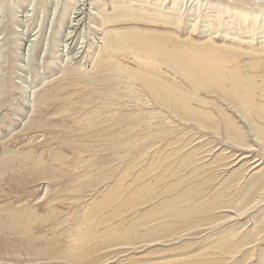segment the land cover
Here are the masks:
<instances>
[{
  "label": "bare ground",
  "instance_id": "bare-ground-1",
  "mask_svg": "<svg viewBox=\"0 0 264 264\" xmlns=\"http://www.w3.org/2000/svg\"><path fill=\"white\" fill-rule=\"evenodd\" d=\"M6 1L7 0H0V36H3L6 40L2 43L5 42L6 44L10 37L17 36V33L15 32V25L18 24V19H20V25L23 26L22 32L26 33V35L27 27L29 25L32 26V23L33 25L38 26L37 30L40 31V29H42V22L38 19V16L37 19H34L35 22H33L34 20L30 18L29 15L30 12L36 9L42 12L45 8L44 2L46 0H30L29 5L31 1L32 5L30 7V11H28L29 13L22 15L21 10L24 11L22 7L18 12H16V15L21 13L22 16H18L20 18L15 17V15L11 12L12 10L9 9L11 10L9 15H12V18L7 20V23L4 22L8 15V8H5ZM111 1L113 5L112 13L114 11V15L112 16L109 13H106V9H104V12L101 11V16L103 14L104 16H107L106 20L103 18L104 26L108 24L125 25L126 23H131V21L136 20L137 22L142 21V23H150L151 25H158L160 23L168 27L173 26L176 30H182V21L172 19L170 16L162 14L160 11L157 13L156 10L153 9L149 10L150 13H146L137 8V10L135 8L131 9L126 4L123 5L121 2L123 0ZM130 1L132 2L133 0ZM140 1L141 0H139V2ZM158 1L159 0H157V3ZM211 1L212 2L208 0V3L210 5L215 3L214 8L216 10V14L218 17H221H219L217 21L218 25L225 23L228 24V20L231 18L230 21L234 23L233 25L236 26L237 29H240V24L235 21V19H240L244 28L247 29L245 30L248 36L252 35L249 40L244 41V39H248V37L237 36L236 33L222 28V33L219 35L222 40L220 43H216L214 40L216 31H212V26L214 24L212 22L210 23V21L204 24V29L202 27L200 28L204 31L198 33L199 35H195L196 37L201 36V39L195 40L192 34L189 33L196 31L199 32L195 29L197 28V24L194 23L196 20L191 21V23L193 22L195 25L189 24L190 26H185L186 32L184 36L179 35V32L176 33L170 30L145 29L128 25L127 27H119L120 29L108 31L104 33V37L101 38L105 48L103 49L112 54L107 59L113 60L119 56H127L130 58L127 59V61H123L127 64L118 61L113 64L108 63L107 65L109 67L107 68L109 70L107 71L106 68L105 71L117 80L121 77L127 78L128 82L132 84L129 86H133L134 88L135 85L136 89L141 91V93L146 96V99L144 100L136 99L135 97L130 99L133 101L134 105H138L136 106L137 109L128 106V104L122 106L121 108L123 111H128L129 109V112H125L121 118H115L114 122L117 123V125H122V123L127 124L130 121V125L127 124V129L130 128L129 133L131 135V128L133 125L132 121H134V125L137 128L140 124L147 122L150 124V122L156 121L158 117L167 113L169 119H176V122L179 123L178 125H187L190 126V128H194V130H198L199 133L203 135H209L211 138H217L220 140L219 142L224 143L226 148L217 154L210 156H208L210 151L207 149L206 152L203 153L204 155L202 157L200 155L201 158L195 159L191 158L192 155H190V152H184V159L180 164L178 163L179 165L168 164L169 159L166 158L169 157H157V161L149 165L146 164L148 166H143L146 168L143 170L141 169V171L139 170V172L132 177L131 180L127 175V170L121 172L114 179V184L110 186L103 196L101 195L102 197L99 201H95L93 205L87 204V206H78L85 209V211L82 212L80 221V226L83 230L79 232V230L76 229L79 232L78 235L75 234L76 230H73L76 237L74 236V239L72 242L70 241V244L64 245L61 241H58V239H63L64 235L61 234L56 236L55 231L59 227V224H57L56 221L63 213L57 210L55 205L57 203L61 205L70 203L67 201L69 197L65 200H60L56 193L52 194L50 197H48V195L50 194L49 189L51 187L62 191L67 190V193L76 191L78 185L72 181L71 172L68 170L70 167V157L68 158L66 157L67 155L65 156L59 153L56 155L57 153L54 152L53 154H50L49 159L45 160L41 154L33 155L29 150L18 152L11 149L12 147H4V151L0 154V180H7L12 184H17L19 187L25 184H31L32 189L27 191L24 190V192L22 191L18 194V196H16V200L0 205V242H2L5 246L4 251H0V264H4L6 262L19 264L17 258L22 255L18 251H14L16 248H21V250L25 253V256L27 257L24 262L27 264H37L40 261H47L48 263L53 262L56 264H103L105 263L103 261L107 262V260H104L105 258L103 260H96L94 256L97 252L100 251L99 253H101V251L104 249L106 250V248L119 251L114 253L115 255H111L112 257L109 259L111 260L116 258V255L126 253L127 251H130V249L141 252L143 249V251L146 249L148 251V248L152 247L149 251V255L166 259L162 264H246L248 258L253 256L252 251H254V248L260 244V240L264 235V205L261 206L263 208L260 207V211L255 210L257 212H253L255 214H253L252 228H243V225L239 226L237 225V222L236 225L238 227L231 226L228 231L227 229H217L223 224L232 222L233 218L244 217L248 211L252 209L254 210L256 205L258 208L259 203H261L259 200L263 197L260 194L263 193L262 191L264 189V166L258 174H251L253 165L251 166L247 164L249 162L244 160L243 157L244 155L246 156L247 153L249 154L248 151H251L250 149L252 148H257L260 152H262V154H264V0ZM54 2L55 5L49 9L48 17H45V15L43 16V18H47L50 25L59 14L58 7L60 5V0H56ZM166 2L167 0L159 2L160 6L162 3L164 4ZM174 2H176V0H173L171 5H176ZM205 2L202 4L205 5ZM196 3L197 5L200 4V2ZM84 5L85 0H79L77 5L74 6L72 10L73 12L70 13H68L69 10H66L63 7L65 12L68 14V17L70 14L68 25V30H70L66 35L67 40H70L73 31L80 23L81 18H83L82 15L84 13ZM176 6H178V4ZM166 7L168 8V6ZM209 7H211V10L213 11V7ZM170 9L173 8H169V11L171 12ZM200 11H202V9ZM238 12L239 14H237ZM206 15L207 14H205V17ZM31 16L33 17V15ZM222 16H230V18L228 17L227 20L226 18H222ZM16 19L17 21H15ZM40 25L41 28L39 29ZM48 25L47 28L49 29L50 25L49 27ZM254 34L259 35L254 36ZM226 37L230 38L232 44L224 42ZM30 39L27 41L30 42L28 43V47L33 46V41ZM244 43H246L247 47L242 48ZM4 48L6 49V47ZM103 62H99L98 64V66H101V69L103 68ZM63 69L62 76L71 80L68 82H72V84L74 82L84 88H90L89 79L85 76V74H81L80 69L79 71H76L71 65L66 66ZM95 84L104 85L105 81L98 80ZM129 88L131 89L132 87ZM110 89H106V91ZM110 92L112 91L110 90ZM57 96L58 94H56L55 91L49 92L47 87L41 91V94L39 93L37 96H34V98L36 97L33 109L34 113L28 118L27 126L22 129V135L40 132L43 136H53L55 141L56 133H65L66 135H69L70 127L63 125V122L62 124H56L52 121V117H45L42 120V117L40 116V111L43 110H40L39 106L45 105L46 108H49L48 112H50V107L54 104ZM113 96L114 95H111V97ZM88 101L85 100V102ZM87 104L85 105L87 106ZM148 106L154 107V110H157V113L147 115L148 118L146 119H140V116L146 115L144 114L145 112H139L140 108ZM64 111L67 112V109ZM155 125L158 126V124ZM93 126L94 125L90 121L88 123L86 122L83 128L79 126V129L82 128L81 130L83 131H90V128ZM114 127L115 125H113V128ZM116 127L123 128V130L126 129L124 126ZM149 128L150 127L148 125V129ZM129 130L125 132V136L117 133V135L111 139L108 136H103L99 129L96 130L94 133L95 135L92 134V136L94 135L97 142L111 141L113 139L115 142L121 140L122 137H125V142H120V145L118 143L119 147L117 146V149H122V151L119 150L120 152H125L127 150L132 151V153L136 155L137 161H139L138 158L148 155L150 152L149 150L151 149H144V151L138 150V145L142 143L146 144L145 141L148 140L152 134L147 133V135L143 137L140 136L141 131H139L140 137L138 136L139 138L137 137L138 139H134V141L128 137ZM175 131H177V129L172 127L166 130L164 129V131H160V133L162 132L163 136L166 135L165 137L170 140V138L174 136ZM195 132L196 131H194L193 134L194 140L202 142L201 140L203 139L197 137L201 134ZM181 136H177V139H180ZM53 137L50 139L52 140ZM73 139H71V142ZM78 139L80 140V138ZM149 140L151 141V139ZM192 141L193 140H191V142ZM168 145L171 146L170 143L167 144V146ZM167 146L166 148H168ZM83 148L85 149L84 146ZM183 148L184 146L179 147L177 152L175 151V154L172 152L173 154L171 157L173 158L177 156V160L179 161V155ZM109 149L110 148H103L105 152ZM227 149L231 150L227 152ZM91 151L94 154H98L99 152L96 148ZM111 151L116 152L114 149ZM251 152L253 153V151ZM89 153L91 152L89 151ZM78 155L77 157H79ZM152 155L155 158V153ZM164 155L166 156V154ZM167 155L169 156L168 152ZM126 157L128 158V156ZM118 158H115L114 160ZM149 158H151V156H149ZM120 159H122V157ZM241 160H244L243 163L237 167ZM70 161H73L72 158ZM116 161L118 162V160ZM133 163L135 162L132 161V163L127 167H131ZM100 167H102V165ZM107 168H109V166ZM112 169L110 170L112 171ZM114 170L118 171L116 168ZM158 171L159 173H157ZM170 171L173 172L172 174L179 172L177 174L178 176L181 175V177L173 182H167L165 179L171 178L167 175ZM107 172L109 173V171H106V173ZM186 172L187 176H183L182 173L185 174ZM113 175L114 174H112V176ZM100 176L102 177V175ZM104 176L106 175L104 174ZM98 178L101 180L100 177ZM194 178L196 181H194ZM101 181H103V179ZM92 183L99 184L100 182L93 180ZM161 184L162 188H157V186ZM86 185L87 183L83 181L80 184V187L84 189V187L86 188ZM213 185L216 187L214 188ZM105 186H107V184ZM75 201L80 202L81 199L78 198ZM152 204L153 206H151ZM145 206L147 207L145 208ZM222 210H224V212L215 214V212L217 213ZM131 212L134 214L138 212L137 217L128 223L127 226L124 224L115 229V226H120L121 221L125 219L128 213ZM112 223L114 225H112ZM246 223L247 222H245V224ZM102 224L105 225V228H103L102 231L100 230V232L99 228L102 227ZM47 226L50 227L46 231L49 232V236L48 233L41 235L36 234V232L42 233ZM68 230H71V227ZM202 238H205L203 244L194 243L196 250L195 254L188 255L187 245L193 244L189 241H192V239L196 240ZM98 240L99 242L97 245L96 241ZM93 243L96 244L93 245ZM117 247L118 249H116ZM160 248L166 249L159 250ZM13 251L16 253V256L14 253L13 256L11 255ZM209 251H212V253L208 254ZM7 254L9 256L11 255L8 260L5 259ZM209 257L210 259L207 260ZM126 264H129V262ZM254 264H264V249L261 248L259 259H256Z\"/></svg>",
  "mask_w": 264,
  "mask_h": 264
},
{
  "label": "rangeland",
  "instance_id": "rangeland-1",
  "mask_svg": "<svg viewBox=\"0 0 264 264\" xmlns=\"http://www.w3.org/2000/svg\"><path fill=\"white\" fill-rule=\"evenodd\" d=\"M29 1L30 0H7L6 4H5V8L6 9L8 8L7 9L8 15H7V19L5 18L4 22L7 23V20L12 18L11 17L12 15L11 16L9 15L11 10H12L11 12L15 15V17H18V16L21 17L22 15L29 13L28 11H30V9H31L30 7L32 5V1H31L30 5H29ZM54 1H56V0H46L44 2L45 8L42 10L43 13L37 9H36L37 11L33 10L32 12H30V15H29L30 18H32L34 20V19H37V16H38V19L41 20L42 29H40L41 28V25H40V27H39L40 31L37 30L38 26H35L32 23V26L29 25L27 27V35H26V33L22 32L23 26L20 25V22H19L20 19H18V24L15 25L16 29L14 28L16 30L15 32L17 33V36L10 37L11 40L10 39L7 40L8 42L6 44H5V42L2 43L3 41H6V40L3 38V36H0V49H1L0 50V154H2V152L4 151V149H5L4 147H8V148L12 147L11 149L16 150L18 152H24V151L29 150L33 155H40L41 154L45 160L49 159L50 154H53L54 152L57 153L56 155H58V153H59V154L65 155V156L67 155L66 157H68V158L70 157V159H69V166L70 167L68 170H69V172H71L70 174L72 176V181L78 185V187L76 188V191H74L77 195L74 192H70V193L68 192L67 193V190L62 191V190L56 189L54 187H51L49 189L50 194L48 195V197H50L52 194L56 193L57 197L60 200H65V199H67V197H69V199L67 201L70 203L63 204L65 206H63L59 203H57L55 205L56 209L63 213L62 215H60V217L56 221V223L59 224L58 229L55 230L56 236L63 234L64 235L63 239H60V240L58 239V241H61L62 244L66 245V244H70L72 242L75 234L78 235V233L83 230V228L80 226V221H81L82 212H84L85 209L78 207V206H84V205L87 206V204L93 205L95 203V201L96 202L99 201L101 199V197L103 196V194L110 188V186L114 184V182H115L114 179L121 172L127 170V172H128L127 175L129 176V179L131 180L132 177H134L139 172V170L141 171V169L143 170L146 168L143 166H148L149 164H152L155 161H157V157H159V158L163 157V156L165 158L169 157V158H166V159H169L168 164L179 165L184 159L183 158L184 152H186V153L190 152V155H192L191 158L195 159V158H201L204 155L203 153H205L207 149H209V151H210L209 155H208V156H210L213 154H217L218 152H220L221 150L226 148V146H224L223 142H219L220 141L219 139L211 138V136H209V135H203V134L199 133L198 130H196V129L194 130V128H192V127L190 128V126H187V125L184 126L182 124H181L182 126L178 125L179 123L176 122V119L175 120H174V118L169 119V117L167 116V113H164V112L163 113L165 115L158 117V119L156 121L150 122V124H149V122L142 123L137 127L138 129L134 125L135 124L134 121H132L133 125L131 128V130H132L131 135L129 133L130 128L127 129V124L130 125V121L127 124L122 123V125L121 124L117 125V123L114 122L115 118L116 117L121 118V116L125 112H129V109H128V111H123L121 107L128 104V106H131L134 109H137L136 106H138V105H134L133 101L130 99L135 97L136 99L144 100V99H146V96H145V94L141 93V91L136 89L135 85H134V88H133V86H129L132 84L128 82L127 78L121 77L119 80H117L111 74L110 75L108 74V72H107L109 70L107 68V67H109L107 65L108 63L113 64L115 62L117 63V61L123 62V61H127V59H130V58H128L127 56L126 57H123V56L120 57L119 56L118 58L113 59V60L107 59L112 54L108 53L106 50H104L105 48H104V46H103L104 44L102 42V38L104 37V33L108 32V31L115 30V29L116 30L120 29L119 27H127L129 25V26H134V27H138V28H145V29L170 30V31H174L176 33L179 32L178 33L179 35L184 36V34L186 32L185 26H190L189 24L195 25L194 23H196L197 28H195V29L198 30L199 32H197V31L196 32H190L189 34H192V36L195 40H200L201 36L196 37L195 35H199L198 33H201L202 31H204L203 30L204 24L206 22L210 21V23L212 22L214 24L212 26L213 27L212 31L213 32L216 31L215 35L213 34L214 40L216 43H220L222 40V38L219 37V35L222 33L221 32L222 28H224L230 32L236 33L237 36L248 37V39H244V41L249 40L250 36H252V35L248 36V34L246 32L247 29L244 28V25L240 19H235V21L240 24V29L242 28L241 30L237 29V27L233 25L234 23H232L230 21L231 20L230 16H228L230 18L229 20H228L227 16H222V18H226L228 20V24L225 23V24L218 25L217 21H218L220 16L218 17L216 14V10L214 8L215 3H212L210 5L208 3V0L207 1L206 0H204V1L203 0H198V1L192 0L194 3L190 0H182V1L176 0V2H174V4H176V5L178 4V6L171 5V2L173 0H167V2L164 3L165 5L162 3L161 6H160L159 2H162L163 0H159L158 3H157V0H155L157 6L155 5L154 0H151V1L150 0H141L140 2H139V0H133L132 2L130 0L121 1L123 5L126 4L131 9L137 8L141 11L146 12V13H150L149 10L155 9L157 13L160 11V12H162V14L168 15L172 19H178V20L182 21V23H183L182 30L181 29L176 30L173 26L168 27V26H165V25L160 24V23L158 25L157 24L151 25L150 23H145V22L142 23V21L137 22L136 20L131 21V23L130 22L126 23L125 25L120 24L121 26L119 24L118 25L117 24L116 25H113V24L109 25L108 24V25L104 26L103 25V23H104L103 18L106 20L107 16H104V14L101 16V11L104 12V9H106L105 10L106 13H109L110 15L113 16L114 11L112 13V9H113L112 1L111 0H85V5L83 7L84 13L82 15L83 18H81L80 23L78 24V26H76V29L73 31L72 36L70 37V40H67L66 35H67L68 31L70 30V29L68 30L70 14L68 17V14L65 12L63 7L66 10H69L68 13L73 12L72 10H73L74 6L77 5L79 0H64V1L60 0V5L58 7L59 14L57 17H55L54 22L52 21V23L50 25L48 23L47 18H45V17H48L49 9L55 5ZM128 1H129V3L130 2L131 3L129 4ZM209 1L212 2L211 0H209ZM141 2H142V4H141ZM196 2H200L201 5L200 4L197 5ZM203 2H205V5L202 4ZM185 3H186V7H185ZM14 4H15V6H14ZM155 6H156V8H155ZM166 6H168V8ZM199 6L200 7L202 6V7L200 8ZM206 6H207V8H206ZM209 6L213 7L214 13L211 10V7H209ZM10 7H13V8H10ZM17 7H19V8H17ZM21 7L24 10V11L21 10L22 15H21V13L16 15V12H18ZM159 7H160V10H159ZM170 7L173 8V9H170L171 12L169 11ZM192 8H193V10H192ZM9 9H11V10H9ZM86 9H87V11H86ZM201 9L203 12L200 11ZM175 10H176V12H175ZM204 10H205V12H204ZM185 11H187V12H185ZM31 13H33V14H31ZM205 14H207L206 17H205ZM237 14H239V12ZM31 15H33V17ZM44 15H45V17L43 18ZM213 16H214V18H213ZM20 17H18V18H20ZM192 20H194V21L196 20V21L194 23L193 22L191 23ZM204 20H206V21H204ZM15 21H17V19ZM33 22H35V20ZM229 22H231V23H229ZM38 24H39V22H38ZM48 24L50 25L49 29L47 28ZM241 24H242V26H241ZM49 25H48V27H49ZM227 25H228V27H227ZM34 26H35V28H34ZM201 27L203 29H200ZM215 27H217V28H215ZM28 29H29V31H28ZM218 29H220V30H218ZM258 35L259 34H254V36H258ZM29 36L33 41L34 47L33 46L28 47V45H29L28 43H30V42H27L30 39ZM217 36L220 39H218ZM216 39H218V40H216ZM224 42L228 43V44H232L229 37H226ZM21 43H22V45H21ZM4 47H6V49ZM238 47H239V45H238ZM245 47H247L246 43H244L242 48H245ZM27 48H28V50H27ZM17 50H18V52H17ZM78 51H80V52H78ZM105 51H106V53H105ZM27 56H29V57H27ZM95 56H98V57H95ZM63 62H64V66H63ZM99 62H103L102 63V65H103L102 69L103 70L101 69V66H98ZM123 63L127 64L126 62H123ZM69 65L74 67V69L76 71H79V69H80L81 74H85V76L90 81V88L89 87L84 88L82 86L77 85L74 82L72 84V82H68V81H71L69 78H65L64 76H62V72L64 70L63 68H65L66 66H69ZM106 68H107V71H105ZM95 69L96 70L98 69V70L96 71ZM97 79L105 81V84L104 85L103 84L102 85L95 84V82L98 81ZM70 85L73 88L74 87L75 88L73 89ZM46 87L48 88L49 92L55 91V93L58 94V96L55 99L54 104L50 107L51 113L48 112L49 108H46L45 105L39 106V109L43 110V111H40V116L42 117L41 119L43 120L45 117H47V118L52 117V121H54L56 124H59V123L62 124V122H63V125H65L66 127H70L69 128V130H70L69 135L68 134L66 135L65 133H61V134L56 133V141L54 140L53 136H49V135L43 136L42 133H40V132L27 133L26 135H22V133H23L22 129L27 126L28 118L31 115H33V113H34L33 109H34L35 101H36V97L34 98V96L35 95L37 96L39 93L41 94V91L46 89ZM129 87H132V88L130 89ZM106 89H110L112 92H110V90L106 91ZM115 89H117V90H115ZM107 93H109V94H107ZM111 95H114L115 97L114 96L111 97ZM120 95H121V97H120ZM122 95H123V97H122ZM29 96H31V97H29ZM108 97H110V98H108ZM114 98H116V99H114ZM85 100L86 101L89 100V101L85 102ZM96 100H97V102H96ZM73 102H75V103H73ZM76 103H78V104H76ZM84 103L85 104L88 103L87 106ZM83 104H84V106L82 107ZM146 108H150V109H146ZM51 109H52V111H51ZM66 109H67V112L64 111ZM84 109H85V111H84ZM154 109H155L154 107H149V106L144 107V108L141 107L139 112L140 113L145 112L144 114H146V115L140 116V119H146V118H148L147 115L152 114V113L153 114L157 113V110H154ZM82 118H83V120H82ZM161 118H162V120H161ZM90 121L94 125L93 127L90 128L91 133L89 130H86V131L81 130L84 127V125L86 124V122L88 123ZM78 122H79V124H78ZM107 124L108 125L110 124V125L108 126ZM112 124L115 125V127L116 126H124L126 129L123 130V128H118V127L113 128ZM147 124L150 127L149 129H148ZM155 124H158V126ZM159 125L161 126V128ZM79 126H81L82 128L80 127L81 129H79ZM146 126H147V128H146ZM172 127H175L177 129V131H175V133L172 132V133H174V136H172L170 138V140H171L170 141L169 139H167V137H165L166 135L163 136L162 132L164 131V129L166 130V129H169ZM181 127L183 128V130ZM95 128H96V130L99 129L100 132L103 134V136H108L110 139L114 138L115 135H117V133L125 136V132L127 130H129L128 131V133H129L128 137L131 138L132 140H134V139L136 140L140 136L144 137L145 135H147V133H151L152 136L149 138V139H151V141L148 139L145 141L146 144L142 143V144L138 145V150L144 151V149H148V148L151 150L148 149L150 151L149 154L146 156L144 155V157L142 156L141 157L142 159L138 158L139 161H137L136 155H134V153H132V151L127 150L125 152H120V151H122V149L121 150H120V148L117 149V146L119 147V145L121 143H123L122 141L125 140V137H122L121 140L115 141V142H114V139L111 141L97 142V139L94 137V135H95L94 133L96 131ZM117 129L119 132L117 131ZM137 130H138V133H137ZM146 130H148V131H146ZM156 130H158V131H156ZM80 131H82V132H80ZM139 131H141V133ZM160 131H162V132L160 133ZM194 131H196L195 133L198 132V134H201L200 136H197V137H200L201 139H203V140H201L202 142H197L194 140V138H193ZM144 132H146V133H144ZM201 132H203V131H201ZM92 134H94V135L92 136ZM104 134H106V135H104ZM175 136H176V138H175ZM177 136H181L180 139L179 138L177 139ZM52 137H53V139L51 140L50 138H52ZM203 137H205V138H203ZM78 138H80V140ZM164 138H165V140H164ZM71 139H73L74 141L72 140V142H71ZM157 139H160V140H157ZM187 139H188V141H187ZM172 140H174V141H172ZM191 140H193V141L191 142ZM212 141H213V143H212ZM118 143H119V145H118ZM169 143L171 144V146L170 145L167 146V144H169ZM173 143H175L176 146ZM155 145H157V146H155ZM83 146L85 147V149L83 148ZM153 146H154V148H153ZM166 146L168 148H166ZM182 146H184L183 149H185V150L182 149V152H180L179 161L177 160V156L172 158L171 157L172 154L173 153L175 154L177 152L178 148L182 147ZM201 146H202V148H201ZM215 146H216V148H215ZM94 147L97 150H99L98 154L96 153L97 157H96V154H94L91 151L92 149H95ZM98 147H101V148H98ZM120 147H123V146H120ZM103 148L104 149L110 148V149L107 152H105V150H103ZM164 148H166V149H164ZM113 149L116 150V152L114 151L115 153L113 151H111ZM252 149H250V150L253 151V153L251 151H248L250 155L247 153L246 156L244 155L243 158H244V160H247L249 162L247 164H249L251 166L253 165L252 166L253 170H252L251 174L252 173L258 174L264 166V154H262V152H260L257 148H255V149L252 148ZM230 150L231 149H227L226 151L229 152ZM77 151H78V153H77ZM89 151L91 153H89ZM101 151H102V153H101ZM167 152H168L169 156L167 155ZM75 153L77 155L79 153H81V154H79L78 155L79 157H77V155ZM86 153H88V154H86ZM143 153H145V152H143ZM153 153H155L156 159L153 157V155H152ZM164 154H166V156ZM114 155H115V157H114ZM125 155L128 156V158ZM200 155H201V157H200ZM149 156H151V158H149ZM121 157H122V159H120ZM71 158L73 161H70ZM115 158H118V159H116V160H118V162L116 160H114ZM85 161H86V163H85ZM102 161H103V163L104 162L105 163L103 164ZM132 161H134L135 163H133V165H131V167H127L128 165H130L132 163ZM241 161L239 162V165H237V167L240 166L241 163H243V161L242 162ZM113 162H115V163H113ZM96 163H98V164H96ZM146 164H148V165H146ZM84 165H86L87 167L89 165L90 166L87 168ZM95 165L98 167H96ZM101 165H102V167H100ZM79 166L80 167L82 166V167L80 168ZM106 166L107 167L109 166V168H107ZM124 166L127 168H125ZM136 166L137 167L139 166V167L137 168ZM112 167H113V169H112ZM115 168L119 172L114 170ZM110 169H112V171ZM106 171H109V173L107 172L108 176H107ZM113 171H115V172H113ZM130 171H132V172H130ZM97 172H99V173H97ZM170 172H168L167 175H169L168 177H171V178H168L169 180L165 179L167 182L168 181L173 182L176 179L181 177V175L178 176V174H177L179 172H175L174 174H172L173 172H171V174H170ZM157 173H159V171ZM104 174L106 176H104ZM110 174H111V176H110ZM112 174H114V175L112 176ZM100 175H102V177ZM182 175L187 176V172L185 174L182 173ZM249 176H250V174H249ZM92 177L95 179H93ZM98 177H100L101 180L103 179L104 184H103V181H101ZM105 179H107V180H105ZM93 180L99 181L100 183L99 184L92 183ZM83 181H85V183H87L86 188L84 187V189L80 187V184ZM194 181H196L195 178H194ZM7 183H9V184H7ZM106 184H107V186H105ZM215 185H213L214 188L217 186V185L216 186ZM23 186L19 187L17 184H12V183L8 182L7 180H4V181L0 180V205L3 203L9 202V201L16 200V196H18L19 193H21L22 191L24 192V190L27 191V190L32 189L31 184H25ZM161 186H162V184L157 186V188L159 187V189H161L162 188ZM262 192L263 193L260 195L263 196L262 197L263 200L262 199L259 200L261 203H259L260 206L258 205V208L256 205V208H254V210L252 209L253 211L252 210L248 211V213L246 215H244V217L242 216V217L233 218L232 222L223 224L217 230L227 229V231H228L231 226H237V225H239V226L243 225V228H247V229L252 228L253 214H255L257 211H260V209L264 207V206L261 207L262 205H264V189ZM78 198L81 199L80 202L75 201ZM151 206H153V204ZM146 207L147 206H145V208ZM62 208H64V209H62ZM145 208H143V209H145ZM143 209H141V210H143ZM255 210H257V211H255ZM40 211H42V210H40ZM220 212H224V210L219 211L217 213L215 212V214H220ZM225 212H226V210H225ZM253 212H255V213H253ZM44 213H46V212H44ZM133 214H134L133 212L128 213L126 215L125 219H123L121 221L120 226H115V229L121 227V225H124V224H125V226H127L128 223H130L134 218L137 217L138 212H136V214H134V215ZM124 220H126V221H124ZM237 222H238V224H237ZM245 222H247V223L245 224ZM112 225H114V224L112 223ZM75 226H76V228H75ZM104 226L105 225L102 224V227L99 228V231L100 230L102 231L103 228H105ZM56 227H57V225H56ZM70 227H71V230H68V229H70ZM49 228L50 227L47 226L46 229H44V231L42 233L36 232V234L41 235V234L48 233V236H49V232H46ZM122 228H123V226H122ZM76 229H78L79 232ZM73 230L74 231L76 230L75 234H74ZM204 240H205V238L196 239V240L192 239V241H189L190 243H193V244L187 245L188 255L195 254L196 250L194 247V243L203 244ZM98 242H99V240L96 241L97 245H98ZM189 242H186V243H189ZM0 243H1L0 244V251H4L5 246L2 242H0ZM96 243H93V245ZM157 247H162V246H157ZM151 248L152 247H149L148 251H147V249L145 251H143L144 250L143 249V250H141V252L140 251H134L133 249H130V251H127L126 253L116 255L115 256L116 258H113L111 260H109V259L113 256V254L116 252H119V251H116V250L111 249V248H108V249L106 248V250L105 249H104L105 251L102 250L101 253H99L100 251L97 252L95 254L94 258L96 260H99V259L103 260L105 258L104 260H107V262L103 261V262H105L103 264H126L128 262H129V264H162L166 259H164L162 257L161 258L160 257H153L152 255H149V251L151 250ZM261 248L264 249V235L262 236V238L260 240V244L254 248V251H252L253 256L248 258L246 264H254L255 260L259 259V253H260ZM116 249H118V247ZM164 249H166V248H160L159 250H164ZM14 251H18L22 255L21 257L18 256V258H17L19 261V264H27L26 262H24L26 260L27 256H25V253L21 250V248H16V249H14ZM14 251L11 254L12 256H13ZM209 253H212V251H209L208 254ZM14 254L16 256V253H14ZM7 255L5 256L6 260H8L11 256V255L7 256ZM104 255H105V257H104ZM208 259H210V257L207 258V260ZM238 259H240V258H238ZM4 264H15V263L14 262H6ZM37 264H56V263H53V262L48 263L47 261H40Z\"/></svg>",
  "mask_w": 264,
  "mask_h": 264
}]
</instances>
